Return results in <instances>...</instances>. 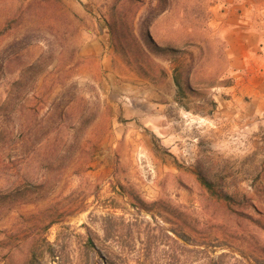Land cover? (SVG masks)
I'll use <instances>...</instances> for the list:
<instances>
[{
  "label": "rangeland",
  "instance_id": "1",
  "mask_svg": "<svg viewBox=\"0 0 264 264\" xmlns=\"http://www.w3.org/2000/svg\"><path fill=\"white\" fill-rule=\"evenodd\" d=\"M243 25L264 56V0H0V264L44 236L67 264L89 237L120 262L264 264V114L232 91Z\"/></svg>",
  "mask_w": 264,
  "mask_h": 264
},
{
  "label": "crops",
  "instance_id": "2",
  "mask_svg": "<svg viewBox=\"0 0 264 264\" xmlns=\"http://www.w3.org/2000/svg\"><path fill=\"white\" fill-rule=\"evenodd\" d=\"M262 40L263 33L259 29L243 25L237 33L236 46L230 50L237 77L232 89L234 99L250 98L252 109L257 115L264 114V56L260 52Z\"/></svg>",
  "mask_w": 264,
  "mask_h": 264
},
{
  "label": "trees",
  "instance_id": "3",
  "mask_svg": "<svg viewBox=\"0 0 264 264\" xmlns=\"http://www.w3.org/2000/svg\"><path fill=\"white\" fill-rule=\"evenodd\" d=\"M184 72L179 71L178 69L175 70L174 74V82L176 85V88L178 90L177 92V98H180L181 95H183V85H184ZM179 100V99H178ZM203 185L212 193L215 195L214 187L211 183L208 181L201 179ZM220 199H223L224 201H229L227 196H221ZM148 227L150 228V223H146ZM51 226L49 225L46 229L48 230ZM150 230V229H149ZM177 235V234H176ZM180 235V236H179ZM148 241L146 246L151 242L150 237V231L147 233ZM177 237L182 238L183 236L181 234H178ZM167 239L171 241L169 248L170 253H172V259H176L178 251L185 252L186 248L179 244V242L169 236L167 234ZM109 241V240H108ZM39 250H31L27 254V260L25 264H67L66 259L68 260L70 258V255L68 256L66 254V251L63 247H59L56 243H52L49 241L47 236H44L39 244ZM86 251L84 254L85 262L80 264H133L132 260L126 259L123 261H119L118 255L113 250L107 251L106 253H103L101 249L97 246L93 238L89 237L87 244L85 246ZM69 261V260H68ZM67 261V262H68ZM138 262V261H137Z\"/></svg>",
  "mask_w": 264,
  "mask_h": 264
}]
</instances>
